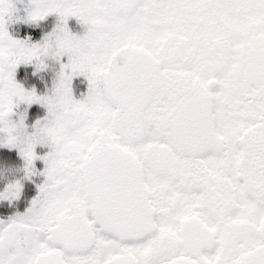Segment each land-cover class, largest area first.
<instances>
[{
  "label": "snow or ice",
  "instance_id": "obj_1",
  "mask_svg": "<svg viewBox=\"0 0 264 264\" xmlns=\"http://www.w3.org/2000/svg\"><path fill=\"white\" fill-rule=\"evenodd\" d=\"M0 264H264V0H0Z\"/></svg>",
  "mask_w": 264,
  "mask_h": 264
},
{
  "label": "rangeland",
  "instance_id": "obj_2",
  "mask_svg": "<svg viewBox=\"0 0 264 264\" xmlns=\"http://www.w3.org/2000/svg\"><path fill=\"white\" fill-rule=\"evenodd\" d=\"M21 7H22V5L20 3H17V8H21ZM68 23H69V27L72 29V31L78 33L81 30V26L78 25L74 19H70ZM26 27L27 26H25L23 24L13 23V24L9 25V32L13 36L22 37L25 34ZM21 67H23V66H21ZM50 70L51 69H49V71L47 73L38 74V77H43V79L40 80V83H39V90H41V91L43 90V87H42L43 84L47 83L50 86V74H51ZM38 77H33V79L34 80L38 79ZM27 86H29V85H26V87Z\"/></svg>",
  "mask_w": 264,
  "mask_h": 264
},
{
  "label": "flooded vegetation",
  "instance_id": "obj_3",
  "mask_svg": "<svg viewBox=\"0 0 264 264\" xmlns=\"http://www.w3.org/2000/svg\"><path fill=\"white\" fill-rule=\"evenodd\" d=\"M49 71V70H48ZM51 72V71H50ZM44 85V84H43ZM43 85H42V87H43Z\"/></svg>",
  "mask_w": 264,
  "mask_h": 264
},
{
  "label": "trees",
  "instance_id": "obj_4",
  "mask_svg": "<svg viewBox=\"0 0 264 264\" xmlns=\"http://www.w3.org/2000/svg\"><path fill=\"white\" fill-rule=\"evenodd\" d=\"M51 71V70H50Z\"/></svg>",
  "mask_w": 264,
  "mask_h": 264
}]
</instances>
